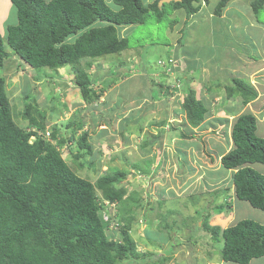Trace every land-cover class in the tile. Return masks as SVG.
Wrapping results in <instances>:
<instances>
[{"label":"rangeland","instance_id":"374dc122","mask_svg":"<svg viewBox=\"0 0 264 264\" xmlns=\"http://www.w3.org/2000/svg\"><path fill=\"white\" fill-rule=\"evenodd\" d=\"M107 1L116 8L114 0ZM143 2L149 3L147 0ZM218 2L219 0H211L210 6L207 5L206 10L193 21L187 22V18L183 29L186 46L182 49L186 53L193 52L196 59L203 63L210 60L196 52L207 53L211 48L217 50L213 60L216 68L219 67L225 51V45L218 39L222 38L226 45L232 43L228 32L223 31L221 26L211 32L210 22L219 20L207 19L212 6ZM166 8L169 15L163 21L151 16L145 24L130 27L131 33L127 36L131 47L122 54L107 55L102 60L81 61V67L90 77L98 79L95 84L98 86H93V89L102 88L108 92L112 88L104 103L96 102L99 108H89L90 104L82 99L74 82L75 70L72 67L67 66L56 71L48 68L33 69L16 57L7 44L5 47L10 56L5 67L0 70V76L6 80V92L15 122L24 128L28 124L23 119L25 104L35 102L46 113V132L43 137L50 140L52 130L55 126L59 127L57 140H52L51 143L57 145L59 140H67L66 144L59 147V151L71 169L82 178L95 184L103 175L113 174L117 170L127 171V179L121 183V187L127 189L125 212L122 204L117 205L113 212L110 208L105 210L107 217L113 218L112 222L117 223L121 220V213L130 217V209L136 211L130 233L138 253L136 252L131 262L125 259L119 264H234L222 260L224 240L214 239L203 230L202 224L208 218L212 226H220L222 229L244 219L264 225V212L253 209L236 198L233 202L230 201L234 193L233 171L225 169L221 164V157L228 153L229 146L233 148V143L223 132L227 125L221 119H233L232 126L235 121L229 115L232 112L246 107L249 110L244 113L251 111L256 114L257 134L264 138V72L256 76V70L252 78L244 68L239 70L241 73L231 72V76L254 86L258 92V97L246 106L243 105L241 97H228L225 89L232 84L229 73L223 72L222 80L218 81L211 79L209 75L201 76L198 72L193 75V84L192 80L179 83L178 79L175 80V74L165 72V63L175 48L181 50L178 46L179 28L183 27L182 20L186 16L184 10L176 13L172 7ZM242 10L244 14L249 13L245 6ZM258 17L264 24V8ZM17 20L15 10L7 23L13 25ZM4 28L6 31L7 27ZM171 29L177 30V33L172 35ZM222 32L226 35L221 34ZM5 35L6 32H3L4 38ZM240 36L245 34L241 33ZM243 40L245 41L244 38ZM253 40L256 44L254 49L262 50L261 56L256 52L250 53V57L256 61L254 63H258L264 60V39ZM248 49L252 52L251 48ZM214 66V76L217 77ZM227 66L232 67L229 64ZM201 82L206 85L201 94L203 97H207V86H213L210 91L214 93L211 96H215V99L210 105L207 104L208 107L211 106V114L197 128L188 124L197 131L194 134L196 137L189 140L191 145L183 146L177 141V129L183 123V117L175 118L173 113L176 109L181 110L180 101H183L182 95H186L187 86L201 91ZM218 82H221V87L216 86ZM163 84L169 88L161 91ZM26 97H30V100ZM153 100L157 101L156 104L151 103ZM155 105L156 108L152 109L151 114L146 115L145 109ZM114 110L117 111L114 113ZM110 111L113 112L110 114ZM173 118L176 119L174 126L167 121ZM125 119L127 121L123 122ZM82 122L83 130L78 132L73 133L66 128L69 123H74L75 126ZM207 124L215 125L212 129L205 130ZM168 125L170 127L164 130ZM160 126H164L162 130L158 128ZM103 129L106 132L100 135ZM83 131H89L94 154L74 158L73 154L79 147L77 142ZM199 137L202 141L198 140ZM149 147L151 154L144 152ZM184 152L186 157L181 158ZM159 161L161 166L157 171H161V181L153 175ZM188 167H195L192 175ZM252 167L264 174V165L254 164ZM184 189L187 192H182ZM227 203L231 206H226ZM221 204L225 208H220ZM115 226L114 223L111 224L108 234L110 238L122 243L121 231ZM250 264H264V257L252 260Z\"/></svg>","mask_w":264,"mask_h":264},{"label":"trees","instance_id":"16d2710c","mask_svg":"<svg viewBox=\"0 0 264 264\" xmlns=\"http://www.w3.org/2000/svg\"><path fill=\"white\" fill-rule=\"evenodd\" d=\"M11 2L18 20L7 25L6 38L0 33V70L10 56L5 44L33 69L56 71L70 66L75 70L74 82L86 104L100 101L106 90L93 89L98 79L91 78L81 67L82 60L96 61L107 55L122 54L131 47L127 36L131 33L130 27L145 24L151 16L163 21L169 15L167 6L174 12L184 10L188 22L211 4L210 0H183L163 5H160L162 0L150 4L143 0H114L115 8L107 0ZM230 2L219 0L211 12L217 17L223 16ZM263 8L264 0L252 1L257 19ZM181 33L178 42L185 47L183 30ZM231 83L225 89L229 98L239 96L246 106L258 97L255 87L242 79L233 78ZM168 88L163 84L160 90ZM6 90V80L0 76V264H119L125 259L131 262L137 252L130 233L136 211L130 209V217L121 213L122 243L110 238L111 222L104 217L105 201L122 204L125 212L127 189L121 187V183L127 179V171L103 175L95 184L82 178L59 151L67 140L61 139L57 145L51 143L57 140L59 127L52 130L50 140L43 137L46 113L35 102L25 104L23 119L28 124L24 128L19 126L14 120ZM182 97L181 110L176 109L173 113L175 118L183 117L182 126L199 127L209 113L207 104L188 86ZM26 99L29 101L30 97ZM221 120H224L223 124L229 122L226 118ZM66 128L78 132L83 130V122L75 126L69 123ZM177 131V140L183 146L191 145L189 140L196 137L181 126ZM105 132L103 129L100 135ZM257 132L258 119L254 114L243 113L236 117L229 135L233 148L221 157V164L233 171L237 200L264 212V174L251 166L264 165V138ZM89 137V131L81 133L74 158L94 154ZM198 140L202 141V138ZM182 157H186L185 152ZM220 208L225 205L221 204ZM206 219L203 230L214 239L224 240L221 253L224 262L250 264L252 260L264 257L263 224L244 219L222 229L212 226Z\"/></svg>","mask_w":264,"mask_h":264},{"label":"crops","instance_id":"0c3cea01","mask_svg":"<svg viewBox=\"0 0 264 264\" xmlns=\"http://www.w3.org/2000/svg\"><path fill=\"white\" fill-rule=\"evenodd\" d=\"M45 1H47V0H45ZM48 1H50V0H48ZM252 1L253 0H231L229 6L226 8V10L223 13V16H221V17L215 16L213 14V12H211L212 9H211V11H209L210 16L207 19L208 21H210L212 18H213L212 21L219 20L218 22H210V24L212 26L211 32H213L212 29H216V27L221 26L223 31L228 32V36L231 38V42H232L231 45H226L225 41L222 38L218 39V40H221L223 42V44L225 45L224 46V50H225L224 51V57L221 58V60L219 61V67L218 68H216V66H214V64H213L214 54H215V52H217V50H213V48H211L207 53L205 52V53L199 54L198 52H196V54L200 55L201 57H204V58L210 60V61H206L203 63V62L199 61L198 59H196L197 57L194 55L193 52L191 54V53H186L185 50L182 51V49H185V47H182L181 45H179V42H178V46H180L181 50L175 48V51L173 52V54L168 59L169 61L168 62L166 61V63H165V65H166V71L165 72H167L168 74H169V72H170V74L171 73L175 74L174 75L176 77L175 80L178 79V82L179 83L183 82V84H184L185 80L186 81L192 80L191 84H193V82H194V80H193L194 76L193 75H196L198 72H200L201 76L209 75L210 77H212L211 79H218V81L222 80L223 72L225 74L229 73L228 77L230 79L235 78L234 76H231V72L232 73H241L239 71L241 68L246 69L248 76L251 78L255 74L256 70H257L256 76L259 75L260 73L264 72V60H262L261 62H258V63H254L256 61L250 57V53H255V52L257 53V55L261 56V51H262V50L254 49L256 44H254L253 38L255 40L256 39L257 40L264 39V24L261 21H259L260 19H257V17L254 15V12L252 9ZM147 2H149L148 4H150V3L155 2V0H147ZM107 3H108V1H107ZM243 6L246 7V11L249 13L244 14V11L242 10ZM13 12H15V10H14V6H13V3L11 2V0H0V33L2 35H3V32H6L4 27H7V25H8L7 22L9 21V19L11 17V13H12V17H13ZM178 12L179 11H176V13H178ZM184 15L186 17L183 18V20H182L183 27L179 28L180 38L182 36V33L180 31H182L184 29V26H185L184 23L187 20L186 13H184ZM175 33H177V30H175V31L171 30L172 35H174ZM241 33H242V35L245 34V36L241 37L240 36ZM221 34H223V32ZM248 34H250V35H248ZM223 35H226V34H223ZM234 36H236V37H234ZM243 38L245 39V41L243 40ZM172 45H173V43L171 44L170 47H172ZM247 47L251 48L252 52H250V50ZM99 60H102V58ZM170 60H173V61L171 62ZM227 64L232 65V67H228ZM212 66H214L216 68L215 71L217 72V75H218L217 77L214 76V70H213ZM176 74H178V77L176 76ZM241 75L247 77V75H245V74H241ZM201 76H200V78H201ZM200 84H201L200 85L201 91H198V89L196 90L193 86L191 88L195 89L196 94H197V98L199 100H203L206 104L210 105L212 103V101L215 99L214 98L215 96L214 97L211 96V94H214L211 92L213 86H210V87L207 86V93L205 95L207 97H203L201 94L203 93V89L206 87V85H204V83H202V82ZM221 85H222L221 82H218V84L216 86L221 87ZM95 86H98V85H94V87ZM184 87H186V86H184ZM110 90H108V92H110ZM108 92H105L104 97L101 98L102 103L105 102L104 100H105L106 96H108V94H109ZM156 102L157 101L155 100L151 103L156 104ZM94 106L97 108L98 104H96V103L91 104L89 108H95ZM155 108H156V105H155V107H150L147 110L145 109L146 115H150L152 109H155ZM208 109L210 111L211 106H209ZM245 110H249V109L246 107L245 108L242 107L238 111H236L234 113L232 112V114H229V115L233 118H236L240 114H243L245 112ZM250 113H252V112L250 111ZM209 114H211V111L207 115H209ZM254 115L256 116V114H254ZM211 119L212 118L210 117L209 120H211ZM232 122H233V119H229V122L226 123V125H227L226 128L223 129L224 130L223 132L226 134L227 138H229V135H230ZM213 125H215V124H210L209 126L207 124V127L205 128V130H207V128L212 129ZM180 126L182 129L185 128L186 130H190L191 133L195 134V132H197L195 129L190 128L189 125H188V127L182 126V124ZM229 140L231 141L230 138H229ZM229 149L231 150L232 146H229V148L227 150L228 152H229ZM144 152L151 154L152 150L150 151V147H149L148 149L146 148ZM253 165H251V166H253ZM160 166H161V161H159L157 163V168L159 169ZM192 166H194V164H192ZM191 167L190 168L188 167V168L190 169V174L192 175L195 167H193L192 169H191ZM170 171H172L171 168H170ZM156 172H157L158 180L161 181V177H160L161 171H159V172L156 171ZM232 178H233V176H232ZM188 186H189V183H188ZM182 192H187V191L184 189V191H182ZM235 198H236L235 194L233 193V197L232 198L230 197V199H231L230 201L233 202L232 200H234ZM236 200H237V198H236ZM233 209H235V208L233 207ZM262 219H264V217Z\"/></svg>","mask_w":264,"mask_h":264},{"label":"clouds","instance_id":"9594fccd","mask_svg":"<svg viewBox=\"0 0 264 264\" xmlns=\"http://www.w3.org/2000/svg\"><path fill=\"white\" fill-rule=\"evenodd\" d=\"M168 61H169V60H168ZM70 88H72V87H70ZM74 88H75V87H74ZM100 101H101V100H100ZM95 103H96V102H95ZM90 105H91V104H90ZM175 120H176V119L173 118L172 120H167V121L169 122V124H171L172 126H174L173 123H176ZM120 121H121V120H120ZM163 127H164V126H163ZM163 127L160 126V127H158V128H159L160 130H162ZM169 127H170V125H168L167 127H165L164 130H165L166 128H169ZM159 129H158V130H159ZM160 130H159V131H160ZM39 134L42 135V133H39ZM34 140H35V139H34V137H33L32 141H34ZM177 141H178V140H177ZM157 170H158V168H156V169L153 171V172H154L153 175L157 176V172H156ZM151 177H152V174H151ZM152 178H153V177H152ZM152 178H150V179H152ZM111 203H112V202H111ZM113 204H115V207H117V205H119L120 203L116 202V203H113ZM115 207H114V208H115ZM114 208H111L112 212L114 211ZM105 210H106V209H105ZM106 214H107V213H106ZM108 221H109V222H112V221H113V218H111V220H110V218H109ZM112 223H114V224L116 225L115 227H117V226L119 227L120 222L117 223V222L115 221V222H112ZM112 223H111V224H112ZM111 224L109 225V229H110ZM119 229H120V228H119Z\"/></svg>","mask_w":264,"mask_h":264},{"label":"built area","instance_id":"2783aa9c","mask_svg":"<svg viewBox=\"0 0 264 264\" xmlns=\"http://www.w3.org/2000/svg\"><path fill=\"white\" fill-rule=\"evenodd\" d=\"M170 61L172 62L173 60H170ZM105 204L107 205V208H110V209L115 207V204L110 203V202H107V201H105ZM106 213L107 212L104 211V217H105V220L108 221L109 220V217H107V214Z\"/></svg>","mask_w":264,"mask_h":264},{"label":"water","instance_id":"95a60500","mask_svg":"<svg viewBox=\"0 0 264 264\" xmlns=\"http://www.w3.org/2000/svg\"><path fill=\"white\" fill-rule=\"evenodd\" d=\"M183 0H162L160 5H163L164 3H171V2H182Z\"/></svg>","mask_w":264,"mask_h":264}]
</instances>
